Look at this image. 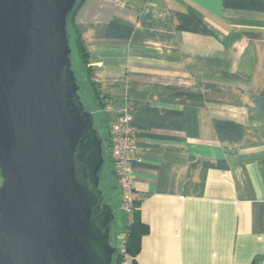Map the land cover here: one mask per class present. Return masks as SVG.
I'll list each match as a JSON object with an SVG mask.
<instances>
[{
	"label": "crops",
	"instance_id": "crops-1",
	"mask_svg": "<svg viewBox=\"0 0 264 264\" xmlns=\"http://www.w3.org/2000/svg\"><path fill=\"white\" fill-rule=\"evenodd\" d=\"M74 20L103 135L132 116L137 263L264 264V0H85Z\"/></svg>",
	"mask_w": 264,
	"mask_h": 264
},
{
	"label": "water",
	"instance_id": "water-1",
	"mask_svg": "<svg viewBox=\"0 0 264 264\" xmlns=\"http://www.w3.org/2000/svg\"><path fill=\"white\" fill-rule=\"evenodd\" d=\"M79 0H0V264H113L104 138L73 70Z\"/></svg>",
	"mask_w": 264,
	"mask_h": 264
},
{
	"label": "trees",
	"instance_id": "trees-1",
	"mask_svg": "<svg viewBox=\"0 0 264 264\" xmlns=\"http://www.w3.org/2000/svg\"><path fill=\"white\" fill-rule=\"evenodd\" d=\"M84 1L85 0L78 1L77 6L75 7V9L73 10V12L71 13L69 17L68 32H69L70 43H71V48H72V57L74 59L75 55L78 56L79 61L82 63V65L85 68L86 78L89 81L92 92L94 93L95 105L99 108L104 109L107 105L106 98L105 96L101 94L98 88V85L93 81V68L91 66V56H90L87 44L85 40L83 39L82 35L80 34L78 28L76 27L75 20H74L78 9L80 8V6L82 5ZM78 83L80 85L79 79H78ZM80 94H81V90H80ZM108 127L110 128V126ZM108 132H109L108 135H102V134L101 135L104 138V144H103L104 157L107 160L105 166L109 164L112 167L114 163L111 159V136H110V131ZM111 176L113 178L115 176L116 178V184H113V189H116L119 186L117 177H116V172L114 171L113 173H111ZM101 182H102V178H101ZM101 188L103 189L102 184H101ZM106 197L108 201L112 204V198H108L107 194H106ZM124 214L125 215L122 218L124 226H125V234L122 237L123 243L122 244L119 243V236L115 230L111 236L112 245L119 247V253L114 256L113 264H126L127 262L126 257L124 254H122V251H121L123 247L126 250V255L129 258L133 259L132 264H138L136 261V258L138 254L141 252L142 239L149 232V228L142 221L140 204L138 201L136 203V209L132 215H128L126 213ZM116 221H117V216H116ZM116 221H115V224H116Z\"/></svg>",
	"mask_w": 264,
	"mask_h": 264
},
{
	"label": "built area",
	"instance_id": "built-area-1",
	"mask_svg": "<svg viewBox=\"0 0 264 264\" xmlns=\"http://www.w3.org/2000/svg\"><path fill=\"white\" fill-rule=\"evenodd\" d=\"M114 112L115 119L109 128L111 136V159L114 163L118 185L122 190L121 209L124 213L132 215L138 201L132 179V153L135 129L132 126V116L125 105L118 106ZM121 251L128 261L129 257L126 255L125 248L123 247Z\"/></svg>",
	"mask_w": 264,
	"mask_h": 264
},
{
	"label": "rangeland",
	"instance_id": "rangeland-1",
	"mask_svg": "<svg viewBox=\"0 0 264 264\" xmlns=\"http://www.w3.org/2000/svg\"><path fill=\"white\" fill-rule=\"evenodd\" d=\"M73 70L80 82L82 101L84 102L88 110L92 113L95 120V125L103 135V131L99 127L98 117L100 112L98 111L97 106L95 105L94 93L92 92L89 81L86 78L85 68L82 65V63L79 61L77 55H75L73 59ZM111 169L112 168L109 164L105 166L102 173V182H101L103 190L106 192L108 198H111V190L113 189V177L111 176ZM0 184H1V177H0ZM112 203L117 216L115 231L119 236V243L122 244L123 243L122 237L125 234V226L122 218L124 217L125 214L121 209V204L119 205L117 201H114Z\"/></svg>",
	"mask_w": 264,
	"mask_h": 264
}]
</instances>
